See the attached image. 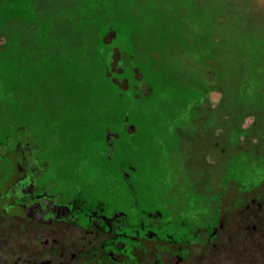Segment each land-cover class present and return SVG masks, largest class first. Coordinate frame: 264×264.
Segmentation results:
<instances>
[{
	"label": "rangeland",
	"instance_id": "rangeland-1",
	"mask_svg": "<svg viewBox=\"0 0 264 264\" xmlns=\"http://www.w3.org/2000/svg\"><path fill=\"white\" fill-rule=\"evenodd\" d=\"M30 1L38 12L35 24L21 23L0 8V126L7 123L10 127L17 121L18 108H13L21 107V97L29 91L32 96L29 106L34 104L32 98L43 97L51 107L66 105L68 112L93 107L94 130L101 133L102 128L111 124L114 129L119 128L117 122L123 120L124 109L113 95L106 93L103 76L95 70L91 55L96 4L102 17L113 19L115 23L125 19L135 24L134 57L154 64L153 70H158L163 78L161 92L162 85L182 86L184 79L196 93L202 94L209 87L220 90L207 91V97H199L196 104L209 106L200 113L196 108L190 113L187 111L188 123L182 121L183 109L177 107V101L170 108L166 103L164 110L161 104L145 112L136 110L134 118L142 120L143 132L124 142L130 147L126 153L131 157V164L139 168L138 176L147 177L149 186H170L175 197L173 203L185 217L191 213H207L210 209V216L214 218L221 200L236 202V194L250 186L256 168L252 145L256 139L264 144V0ZM52 21H57L59 27H53ZM38 29L44 31L41 37L44 43L39 44L43 47L42 60L32 59L33 55L19 60L32 45ZM111 39L112 34L103 42L109 44ZM51 48L61 50L59 61L72 60L67 66L68 72L72 70L70 75L61 69L57 59H54L56 62L47 59L54 55ZM249 52L252 58L248 59ZM125 54L118 48L110 51L108 77ZM80 56L84 57L80 61L83 66L77 69L74 61ZM211 64H214L213 71ZM22 67L29 72H24ZM179 69L185 73L173 74ZM111 83L116 84L115 80ZM126 88L123 83L121 90ZM239 88L242 91L237 90ZM163 93L169 99L178 98L172 88ZM177 100L179 103V98ZM252 111L256 119L250 116ZM176 129L182 131L183 136L177 134ZM187 137L197 139L196 151H191ZM151 139L156 140L153 154L149 145ZM214 140L224 147L226 155L221 156L220 149L213 148ZM205 144L210 145L211 153L202 155L200 149ZM173 145L177 146V153L167 154V148ZM98 147L100 152V144ZM95 158L94 169L100 170L101 156ZM121 160L119 156L117 163ZM233 233L221 232V238L226 236L227 250L233 251L227 264H236L237 243L232 238ZM246 244L245 255H249L253 249L250 242ZM217 254V249H212L211 264H219L213 259Z\"/></svg>",
	"mask_w": 264,
	"mask_h": 264
},
{
	"label": "flooded vegetation",
	"instance_id": "flooded-vegetation-1",
	"mask_svg": "<svg viewBox=\"0 0 264 264\" xmlns=\"http://www.w3.org/2000/svg\"><path fill=\"white\" fill-rule=\"evenodd\" d=\"M124 57L109 80L121 93L147 99L151 85L135 74L130 86ZM29 97L26 91L21 107L13 108L17 121L0 126V264H211L215 248L213 259L227 264L233 251L221 238L226 230L234 231L236 264H264V144L258 139L251 184L236 202L221 200L214 218L210 209L185 217L170 186H149L131 164L124 140L141 135L145 125L138 131L129 111L117 130L111 124L100 133L93 107L68 112L34 96L29 106ZM155 142L149 143L152 154ZM186 142L196 151L197 139ZM201 147L202 155L211 153L210 145ZM177 150L173 145L166 152ZM99 156L100 170L94 169Z\"/></svg>",
	"mask_w": 264,
	"mask_h": 264
},
{
	"label": "trees",
	"instance_id": "trees-1",
	"mask_svg": "<svg viewBox=\"0 0 264 264\" xmlns=\"http://www.w3.org/2000/svg\"><path fill=\"white\" fill-rule=\"evenodd\" d=\"M10 2H14L13 5H11ZM101 3H104L103 0H101ZM82 4H88V3L83 2ZM0 8H1V10L9 13V15L11 14V17L12 16L16 17L17 21H19V22L21 21V23L27 22L28 25H30L31 23L35 24L36 20H38L35 18V14H37L38 12H37V10L35 11L33 3L30 0H15V1L14 0H11V1L3 0L2 2H0ZM94 8H96V10H97L96 4H94ZM96 10L94 12V18L92 19V22L94 23V43L92 44V47H91V50H92L91 55L94 58L95 70H97L98 73H100V75L103 76L102 80L104 82V85L106 86V91H107L106 93L109 92V94H111V96L113 95L112 98H116L120 107H122L125 110L124 114L127 111H129L130 121L137 123V130L138 131L141 129L139 125L142 123V120L140 121L139 118H137L138 121H135L134 116L136 114V110L147 111V109L149 107H151V106L157 107L158 104L159 105L161 104V106L163 105L162 109L164 110V109H166L165 108L166 103L168 104L167 108H170V107H172V103L177 101V103H176L177 107L180 106L181 109H183L182 114H183L184 118L182 121H186L188 123L190 121V116H189V114H186L187 111H189V113H190L191 109L196 108L198 110V112L200 113L201 111H203V109L205 107L209 106V104H208L207 106L203 105V107H200V105L196 104V101H198L199 97H202V96L207 97V95H208L207 91H209V92L215 91V90H218V88L214 89L213 87H209L208 90L205 88V90L202 91V94L196 93V92H193L192 89H190V86L187 83V81H188L187 79H184V81H183L184 86L183 85L180 86V85L176 84L175 82H173L176 85L173 84L171 87H168V88H172L173 90L176 91V94L179 98V103L177 100L178 98L176 99L174 97H171L169 99V97L166 96L165 93H163V92H165V89H168L167 87L162 85V92L160 91V89H161L160 85L162 84L163 78L159 76L158 70H153L154 64L152 62L151 63H149L147 61L145 62V60L143 58L136 59L134 57V54H133L134 53V50H133V48H134V46H133V34L136 31L135 30V24H131L130 21L125 20V19L121 22L115 23L113 19H110L107 17L106 18L102 17V11H98V10L96 11ZM51 24L53 27H59V23H57V21L55 23L52 21ZM54 24H56V25H54ZM133 25H134V28H133ZM128 28L130 29V31L128 30ZM57 32H59V31H57ZM43 33H44L43 29H40V30L38 29L35 32V37H33L34 41H33L32 45H30L26 54L23 53L24 56L19 58V60H21V59L26 60V59H28L27 57H29L31 55H33L32 59H35V60L38 59L37 61L42 60L41 58H43V57H41V55L43 53L42 52L43 50H41V48H43V47L40 46L39 44L42 45V43H44V40L41 38ZM110 34H112L111 42L109 44L104 43L103 39ZM241 36L243 37L244 34H242ZM246 36H247V34L245 35V37ZM253 39H254V37H251V40H253ZM249 40H250V37H249ZM254 42H255V40H254ZM113 47L118 48L120 50H123L127 54V55H125L126 56L125 58H128V60H129V62H128L129 63V69H127V71H126V77H127V79H129L130 86H133L132 79H133L135 74H141L143 76L144 81L151 85L153 92L151 93V95L147 99L136 100L133 98L134 92L130 91L127 95L124 93H121L110 82V80L107 76V73H109L108 55H109V53ZM52 50L53 51H51V52L54 55L52 57L50 56L47 59L49 60L51 58L53 61H55L54 59H57L59 61V59L62 58V54L60 52L61 50H59V51L56 49H52ZM55 51H58L57 54H55ZM251 55L252 54L249 52L247 55V58L248 59L252 58ZM82 58H84V57L80 56L77 59L78 61H76V60L74 61L77 63V67H78L77 69H80L83 66V62H80L82 60ZM44 59H45V57H44ZM66 60H68V59H66ZM59 62H60L61 69L64 68L65 72L67 74L71 73L72 70H70L68 72L67 66H68V64L70 65L72 63V60L71 61L70 60L69 61H59ZM76 63H75V65H76ZM158 63L160 64V61ZM211 65L212 66H210V70H212L211 67H213L214 64H211ZM27 67L28 66H26V68ZM57 67L58 66H56V68ZM22 68H23L24 72H26V68H24V67H22ZM243 71H245V69H243ZM27 72H29V71H27ZM33 73L37 74V72H33ZM182 73H185V70L179 69L178 71L173 72V74H176L178 76H181ZM51 75H52V72L50 73V76ZM13 89H16V87H13ZM237 90L242 91L240 88ZM218 91H220V90H218ZM244 92H246V91H244ZM126 108H128V110ZM158 111H160V110H158ZM132 116H133V118H132ZM185 116H187V117H185ZM250 116H252V119H253V117H254L253 111L250 112ZM242 124H241V126H242ZM152 126H154V125H152ZM175 132H177V134H179L180 136H183L182 131L176 129ZM216 144L218 147L221 146V144L218 141L214 140L213 147L216 146ZM220 152L223 155H226V150L224 149V147H221Z\"/></svg>",
	"mask_w": 264,
	"mask_h": 264
}]
</instances>
